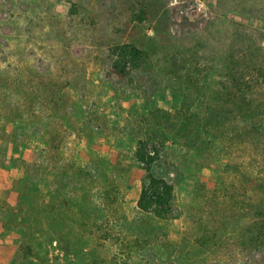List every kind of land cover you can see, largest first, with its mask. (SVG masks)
Listing matches in <instances>:
<instances>
[{"label":"rangeland","instance_id":"374dc122","mask_svg":"<svg viewBox=\"0 0 264 264\" xmlns=\"http://www.w3.org/2000/svg\"><path fill=\"white\" fill-rule=\"evenodd\" d=\"M9 7L17 18L0 25L9 46L0 68L12 54L31 74L48 68L67 86L66 106L82 111L55 121L73 148L56 158L98 154L122 166L107 212L95 184L32 175L25 165L51 130L26 119L17 98L0 103V264H264V0H0L1 19ZM118 44L146 52L140 90L119 87L128 79L109 68ZM184 103L211 148L200 155L188 132L167 137L152 172L173 186L176 211L158 221L136 207L146 175L137 140L160 133L154 109L174 114ZM94 108L106 130L90 126L81 140L74 126Z\"/></svg>","mask_w":264,"mask_h":264},{"label":"trees","instance_id":"16d2710c","mask_svg":"<svg viewBox=\"0 0 264 264\" xmlns=\"http://www.w3.org/2000/svg\"><path fill=\"white\" fill-rule=\"evenodd\" d=\"M11 10L9 7L8 12H11V15L7 19H1L2 15L0 14V25L3 24L2 21L10 22L11 18H17L15 12ZM5 35L1 33L0 29V46L3 45L6 48L8 44L3 39ZM107 55H109V68L112 74L128 79L119 87L128 85L132 91L140 90L143 75L141 64L147 56L146 52L132 44H118L109 49ZM20 57L12 54V61H4L7 63L6 67L0 68V103L12 102L17 98L18 106L23 114H26V119L33 118L40 121L51 130L45 141L46 146L39 151L36 161L32 164H26L25 167L34 176L55 173L60 177L59 185L62 187L69 183L74 187L79 185L82 188L90 189L95 184L100 188L98 197L106 206L105 211L115 209L119 197L118 181L122 166L121 159L112 165L98 154L93 157L88 156L89 161L85 163L80 157L75 160L56 158L59 157L60 151L70 152L73 151V148L69 143L72 137L71 132L69 135L66 131L63 135L53 133L55 121L58 119L69 120L82 111H78L72 106H66L64 90L67 86L59 85L57 81H54L48 74V68L44 67L41 72L31 74L20 64ZM229 60L232 61L231 58ZM117 92H119L118 88L112 91L113 95H116ZM245 94L246 91H239L241 99ZM94 109L86 111L82 123L74 126L77 133H80L79 139L81 140L82 138L89 140L90 137L87 136L91 134L90 126L101 130V134L106 130L105 127L103 129V127L97 126L103 117L95 113L97 108ZM243 109L245 110V107H240L237 113H242ZM189 114H191V108L185 103L174 114L161 112L160 109L156 108L151 115L158 118L160 133L155 134L154 131H150L144 138L137 140L134 157L146 175L141 184L136 207L141 213L158 221L168 222L172 220L176 211L173 186L165 179L154 176L152 172L153 167L161 160L167 137L171 135L181 136L188 132L190 134L188 139L190 146L200 155L206 154L211 148L209 137L204 138L203 135L193 134L191 129L193 122L190 120ZM210 130L211 127L208 126L206 132L209 133ZM104 136L109 137L107 133ZM114 144L118 145L117 139H114ZM119 155L121 156V152ZM87 194L90 195V191ZM25 198V193L21 191L19 193V211H22L21 205ZM24 249L25 247L20 245L18 256L23 254Z\"/></svg>","mask_w":264,"mask_h":264}]
</instances>
